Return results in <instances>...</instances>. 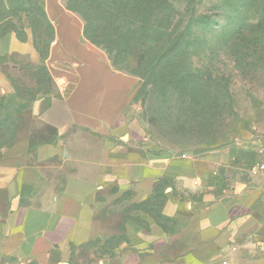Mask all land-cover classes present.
<instances>
[{
    "label": "rangeland",
    "instance_id": "obj_1",
    "mask_svg": "<svg viewBox=\"0 0 264 264\" xmlns=\"http://www.w3.org/2000/svg\"><path fill=\"white\" fill-rule=\"evenodd\" d=\"M81 1L0 0L4 35L14 33L18 39L30 41L36 50L35 56L4 55L2 63L8 64V75L20 95L13 94L10 80V105H20L15 113H0V155L14 141L34 131L27 103L21 97L57 92L55 97L60 99L70 88L68 84L61 88L63 93L59 92L44 59L56 32L47 10L63 8L80 27L86 46L124 78L122 118L117 135H109L117 138L119 145L142 155H168L188 161V168H196L214 197L230 193L257 175L254 169L264 141V0H166L168 7L162 4L161 8L167 7L172 26L161 43L170 38L175 43L164 48L157 73L148 76L138 68L143 70L145 62L153 61L158 47L152 44L140 65L138 51L123 46L130 31L122 32L125 35L110 52L88 42L82 37L84 16L65 7L78 6L76 2ZM135 25L129 23L124 28L136 29ZM135 35L139 37V30ZM157 38L155 31L146 33L147 40ZM70 82H74L73 77ZM164 183L160 180L158 189L145 200H132L126 192V200L114 203L83 228L70 253L37 259L0 250V264H132L134 245L147 247L149 233L170 228L160 211ZM3 218L0 214V238ZM119 251L128 253L117 257ZM138 258V264H149L147 253Z\"/></svg>",
    "mask_w": 264,
    "mask_h": 264
},
{
    "label": "crops",
    "instance_id": "obj_2",
    "mask_svg": "<svg viewBox=\"0 0 264 264\" xmlns=\"http://www.w3.org/2000/svg\"><path fill=\"white\" fill-rule=\"evenodd\" d=\"M47 14L56 32L46 62L59 92L70 88L60 99L47 92L30 101L33 133L0 155V250L37 259L70 253L96 216L126 192L149 198L161 180L160 211L170 228H153L147 247L134 245L132 264L146 253L149 264H264V172L214 197L188 161L119 145L109 135H117L125 106L123 76L86 46L68 11ZM14 53L36 50L14 33L0 37V54ZM8 68L0 65L4 95L12 92Z\"/></svg>",
    "mask_w": 264,
    "mask_h": 264
},
{
    "label": "trees",
    "instance_id": "obj_3",
    "mask_svg": "<svg viewBox=\"0 0 264 264\" xmlns=\"http://www.w3.org/2000/svg\"><path fill=\"white\" fill-rule=\"evenodd\" d=\"M76 3L80 5L75 6V4H66L65 7L72 12L80 14L82 17L84 16L82 37L84 36L88 42L97 46L100 45L105 51L110 52L112 45L118 43L120 38L125 35V33L123 34L122 32H124V30L130 31V35L127 39L125 38L123 40V46L124 48L129 47V50L134 47L138 51L136 57L140 65L143 59L147 57V51L150 49L151 45L154 44L158 47V52L152 58L153 61L151 63L145 62V67L142 68L143 70L138 68L143 76L157 73L159 63L163 61L165 55L164 48L168 49L167 47L175 43L172 38L166 39L163 44L161 43L169 27L172 26L169 20V12H166V8L168 7V2L166 0H83ZM162 4L167 7L161 8ZM87 13H89V17H87ZM205 19L206 16L200 20ZM129 23H136V29H125L124 26ZM91 26L93 27V31H91ZM177 26L179 27L178 24ZM138 30L140 32L139 37L135 35ZM149 31H155L158 34L156 41L146 39V33ZM5 33L0 22V37ZM117 50H119L117 51L118 54L122 53L121 49ZM3 59L4 55L0 54V65L4 64L2 63ZM7 76L9 80L12 81L14 89L13 94L16 93L18 94L17 96H20L18 89L15 88V82H13L8 73ZM45 76L50 78V75L47 73H45ZM8 96H10V94L0 95V113L5 116L10 114L11 110L14 113L17 112L18 109L16 107L20 105L19 103H14V108H11L12 105L10 104H12V101ZM21 98L26 101L27 106L30 101L36 99L35 96L31 98Z\"/></svg>",
    "mask_w": 264,
    "mask_h": 264
},
{
    "label": "built area",
    "instance_id": "obj_4",
    "mask_svg": "<svg viewBox=\"0 0 264 264\" xmlns=\"http://www.w3.org/2000/svg\"><path fill=\"white\" fill-rule=\"evenodd\" d=\"M254 171L255 174L264 172V141L261 144V148L258 153V159Z\"/></svg>",
    "mask_w": 264,
    "mask_h": 264
}]
</instances>
